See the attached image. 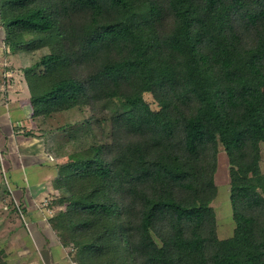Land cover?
I'll list each match as a JSON object with an SVG mask.
<instances>
[{"label": "trees", "instance_id": "16d2710c", "mask_svg": "<svg viewBox=\"0 0 264 264\" xmlns=\"http://www.w3.org/2000/svg\"><path fill=\"white\" fill-rule=\"evenodd\" d=\"M0 15L6 46L33 59L23 72L41 134L63 129L43 126L57 113L111 110L102 140L58 163L50 222L72 260L264 264V0H0ZM0 264H13L3 245Z\"/></svg>", "mask_w": 264, "mask_h": 264}, {"label": "rangeland", "instance_id": "374dc122", "mask_svg": "<svg viewBox=\"0 0 264 264\" xmlns=\"http://www.w3.org/2000/svg\"><path fill=\"white\" fill-rule=\"evenodd\" d=\"M6 47L5 24L0 15L1 92L9 90L14 83H12L9 78V76H12L13 71L5 67H11L12 65L10 60L7 58L8 56H6ZM21 49L25 54V58L26 56H30V52L26 47ZM32 61L33 59L30 60V63ZM146 99L152 103L154 108H157V103L155 102L152 94H147ZM109 103L112 104L111 102ZM11 109L12 107L9 105L2 108V110L7 113L6 117L9 119V126L12 130L16 131L17 125L12 123L9 115ZM108 112H111V110L104 108L101 103L97 112L94 113L95 117H93L90 121H87V119L91 116V112L86 106L74 109L70 112H62L53 115L47 122L43 123V126L48 129H55L56 127L61 126L63 129L49 131L46 136L42 134V136L45 137L44 141L46 144H42V152L37 151L35 156H37L38 159L42 156V158L44 157V160L48 159L49 161L53 160L54 162L56 160L55 155H58L60 158L62 157V161L68 154L88 146L95 141H101L105 133L102 131L100 125L102 123L103 127L106 128L105 130L107 131L110 129V123L107 121L99 123L97 119L104 116V114ZM68 122L73 124H69ZM24 124V127L27 129H38L37 125H35V123L31 120L24 121ZM65 124L67 126H65ZM3 127L5 128V126ZM13 135H16L15 132ZM107 138H109V136H107ZM44 141L42 142L44 143ZM44 160H41L40 162L42 165L44 164ZM20 164H22V161H20V155L18 152L14 153L12 157H9L5 156L2 150L0 151V245H5L7 248L8 245L10 247L13 239H24L26 235L30 234V229H32V219L41 221L45 218L46 220L48 214H53V207L50 203L56 196L63 193L62 190H60L58 194L49 192L47 193L48 195H46V199L43 201L44 204L38 206L35 201L32 203L30 193L27 191L23 194L17 192L12 186L9 178V168L18 167ZM262 169L264 171V143H262ZM216 183L218 185V193L213 201V206L215 207L218 217L219 236L221 238H225L234 233L235 220L233 216L232 202L230 199V163L228 155L222 147L219 152V168L216 174ZM20 195H22V197ZM30 237L31 235H29V238ZM15 254L12 253L11 255L17 256L19 260L23 262L22 264H44L42 255L38 249H35V251H31L30 253L18 250L17 254ZM59 260L60 263L56 261L53 264H77L74 260L70 259L67 254V250H63V256Z\"/></svg>", "mask_w": 264, "mask_h": 264}, {"label": "crops", "instance_id": "0c3cea01", "mask_svg": "<svg viewBox=\"0 0 264 264\" xmlns=\"http://www.w3.org/2000/svg\"><path fill=\"white\" fill-rule=\"evenodd\" d=\"M6 56H8L7 58L12 65L11 67H5L13 71L12 76H9V78L14 83L9 90L5 92L0 91V149L2 148L3 154L9 157H12L16 152L19 153L22 164L18 167L9 168L11 184L20 194H23L25 191L30 193L32 203L35 201L39 206L44 204L43 201L46 199L47 193L58 194L61 190L54 187V179L58 175V163L61 162L62 157L60 158V156L55 155L56 160L53 162V160H44V157L42 158L41 155L39 159L35 156L37 151L42 152V144L46 143L44 141L45 137L39 131L40 128L37 122L31 115L30 90L23 72L24 66L29 64L32 59L31 56H26L25 58L22 50L13 53L7 47ZM6 105L12 107L9 115L12 123L17 125L16 131L12 130L9 126V119L6 117L7 113L2 110ZM29 120L33 121L38 129L30 130L24 127V121ZM27 131L32 132L28 133ZM14 132L15 136L13 135ZM41 160H44L45 165L40 163ZM20 196L22 197V195ZM55 209L53 207V212ZM47 216L46 220L45 218L41 221L31 220L32 229H30V238L29 235H26L24 239H13L10 245L11 248L9 245L8 248L4 245L13 264L23 263L17 256L11 255L12 253L17 254L18 250L30 253L38 249L42 255L44 264H53L56 261L60 263L59 259L63 256V250H67V254L72 259L70 247L65 246L61 242L60 237L51 225L50 217L52 214H48Z\"/></svg>", "mask_w": 264, "mask_h": 264}]
</instances>
